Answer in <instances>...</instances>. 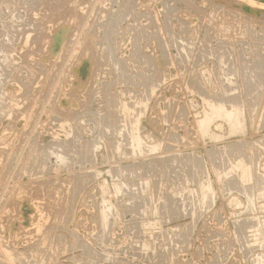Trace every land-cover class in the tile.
Instances as JSON below:
<instances>
[{
  "label": "rangeland",
  "instance_id": "1",
  "mask_svg": "<svg viewBox=\"0 0 264 264\" xmlns=\"http://www.w3.org/2000/svg\"><path fill=\"white\" fill-rule=\"evenodd\" d=\"M0 1V264H264V3Z\"/></svg>",
  "mask_w": 264,
  "mask_h": 264
},
{
  "label": "bare ground",
  "instance_id": "2",
  "mask_svg": "<svg viewBox=\"0 0 264 264\" xmlns=\"http://www.w3.org/2000/svg\"><path fill=\"white\" fill-rule=\"evenodd\" d=\"M3 1V0H2ZM12 1V0H11ZM258 1H260V0H258ZM1 2V1H0ZM260 2H262V1H260ZM3 3V2H2ZM9 3V2H8ZM262 3H264V2H262ZM7 6V5H6ZM9 7V6H8ZM4 55V54H3ZM5 62V61H4ZM182 163V162H181ZM234 176V175H233ZM248 181V180H247ZM121 189V188H120ZM178 199V198H177ZM180 199V198H179ZM184 200V199H183ZM136 207V206H135ZM105 212V211H104ZM103 217V216H102ZM106 218H107V216H106ZM105 219V218H104ZM106 221V220H105ZM102 223H103V221H102ZM105 223V222H104ZM105 225V224H104ZM90 248V247H89ZM84 250H87V249H84ZM91 250V249H90ZM89 250V251H90ZM88 251V250H87ZM7 252V251H6ZM9 254V253H8ZM11 254V253H10ZM87 254V253H86ZM85 255V254H84ZM8 256V255H7ZM86 258V257H85ZM11 259V258H10ZM12 260V259H11ZM33 260V259H32Z\"/></svg>",
  "mask_w": 264,
  "mask_h": 264
},
{
  "label": "water",
  "instance_id": "3",
  "mask_svg": "<svg viewBox=\"0 0 264 264\" xmlns=\"http://www.w3.org/2000/svg\"><path fill=\"white\" fill-rule=\"evenodd\" d=\"M260 1H262V2H264V0H260ZM247 8H245V10H246Z\"/></svg>",
  "mask_w": 264,
  "mask_h": 264
}]
</instances>
